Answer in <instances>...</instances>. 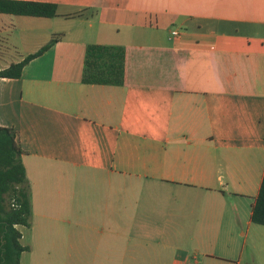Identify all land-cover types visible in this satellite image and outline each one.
Here are the masks:
<instances>
[{
    "label": "crops",
    "instance_id": "1",
    "mask_svg": "<svg viewBox=\"0 0 264 264\" xmlns=\"http://www.w3.org/2000/svg\"><path fill=\"white\" fill-rule=\"evenodd\" d=\"M27 1L58 15L18 17L17 60L59 38L0 78L30 186L21 264H264V0ZM88 43L125 48L122 85L82 83Z\"/></svg>",
    "mask_w": 264,
    "mask_h": 264
},
{
    "label": "trees",
    "instance_id": "2",
    "mask_svg": "<svg viewBox=\"0 0 264 264\" xmlns=\"http://www.w3.org/2000/svg\"><path fill=\"white\" fill-rule=\"evenodd\" d=\"M85 10H83L82 14ZM0 14L54 17L57 4L27 0H0ZM58 34L38 50L0 68V78H19L23 67L58 40ZM125 48L122 45L88 43L84 52L81 81L85 84L122 85ZM22 149L13 128L0 126V264H21L29 250L21 242L19 227H31L30 186L21 161ZM251 221L264 226V174L251 210Z\"/></svg>",
    "mask_w": 264,
    "mask_h": 264
},
{
    "label": "rangeland",
    "instance_id": "3",
    "mask_svg": "<svg viewBox=\"0 0 264 264\" xmlns=\"http://www.w3.org/2000/svg\"><path fill=\"white\" fill-rule=\"evenodd\" d=\"M18 17L19 16L12 14H0V68H2V66L7 63L10 64L11 62H15V60H17L24 52V47H22L23 43L20 41V36L23 34V31ZM14 25H16V28H14ZM259 227L260 229H264V226L262 225ZM29 229L30 228H22L24 232L28 231ZM263 237L264 234L262 233L255 235V238H258V242H260V239ZM249 247L250 245H248V248ZM260 255H262V252ZM252 262L253 261H251V259L248 260L249 264H253ZM260 263V260L255 261V264Z\"/></svg>",
    "mask_w": 264,
    "mask_h": 264
},
{
    "label": "built area",
    "instance_id": "4",
    "mask_svg": "<svg viewBox=\"0 0 264 264\" xmlns=\"http://www.w3.org/2000/svg\"><path fill=\"white\" fill-rule=\"evenodd\" d=\"M172 34L173 35H178V31L177 30H174V31H172Z\"/></svg>",
    "mask_w": 264,
    "mask_h": 264
}]
</instances>
